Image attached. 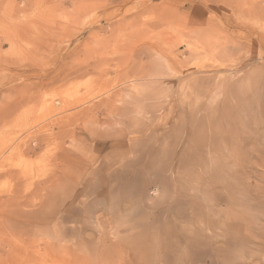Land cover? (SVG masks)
I'll return each mask as SVG.
<instances>
[{
	"label": "rangeland",
	"instance_id": "rangeland-1",
	"mask_svg": "<svg viewBox=\"0 0 264 264\" xmlns=\"http://www.w3.org/2000/svg\"><path fill=\"white\" fill-rule=\"evenodd\" d=\"M263 45L264 0H0V264H264Z\"/></svg>",
	"mask_w": 264,
	"mask_h": 264
},
{
	"label": "bare ground",
	"instance_id": "bare-ground-1",
	"mask_svg": "<svg viewBox=\"0 0 264 264\" xmlns=\"http://www.w3.org/2000/svg\"><path fill=\"white\" fill-rule=\"evenodd\" d=\"M211 1V0H210ZM217 1V0H216ZM208 2V1H207ZM206 2V3H207ZM195 3V2H194ZM202 3V2H201ZM210 3V2H209ZM208 4V3H207ZM197 5V4H196ZM202 6H203V4H202ZM210 6H212V4H210ZM205 7H206V5H205ZM207 7H209V6H207ZM212 7H214V6H212ZM193 8V7H192ZM216 8H219V7H216ZM198 9V8H197ZM206 9V8H205ZM191 10V9H190ZM209 10V9H208ZM196 11V10H195ZM210 11V10H209ZM213 22V21H212ZM215 23V22H214ZM196 28V27H195ZM203 28H204V26H203ZM197 29V28H196ZM199 29V28H198ZM197 29V30H198ZM209 29H210V27H209ZM207 30L206 29V32H210V30ZM213 29H215V28H213ZM201 30H203V29H201ZM212 30V29H211ZM202 34H203V32H202ZM204 36H205V34H204ZM194 39L195 38H193V42H194ZM260 39V41H261V37L259 38ZM192 42V43H193ZM264 46V45H263ZM264 48V47H263ZM264 50V49H263ZM261 51L260 53H259V56H261L260 57V59H262L263 58V56H264V51ZM258 56V57H259ZM241 57H238V59H240ZM237 64H239V61L237 62H235V63H232L231 64V66H235V65H237ZM255 73V68H253V73H252V77H250V82L248 83V81H247V84H246V88H245V92L246 91H251L252 90V98H257V97H259L260 95L258 94V93H260V90H262L260 87H258V82H259V79L261 78V73H259L258 75H254L253 76V74ZM249 80V79H248ZM239 144V143H238ZM239 145H241V144H239ZM223 153H221V158H220V160L222 159L223 161H221L220 163H222V165L224 166V167H226V168H228V166H227V164H230L229 162H227L226 161V152L223 150L222 151ZM228 156V155H227ZM241 157V156H240ZM228 158V157H227ZM219 160V161H220ZM229 160H230V157H229ZM236 160V159H235ZM240 161V160H239ZM219 164V163H218ZM235 169H237V167L235 168ZM225 187V186H224Z\"/></svg>",
	"mask_w": 264,
	"mask_h": 264
}]
</instances>
